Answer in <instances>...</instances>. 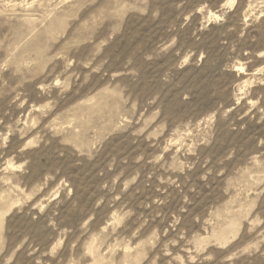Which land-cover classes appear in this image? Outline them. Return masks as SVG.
<instances>
[{"label": "rangeland", "instance_id": "374dc122", "mask_svg": "<svg viewBox=\"0 0 264 264\" xmlns=\"http://www.w3.org/2000/svg\"><path fill=\"white\" fill-rule=\"evenodd\" d=\"M0 264H264V0H0Z\"/></svg>", "mask_w": 264, "mask_h": 264}]
</instances>
